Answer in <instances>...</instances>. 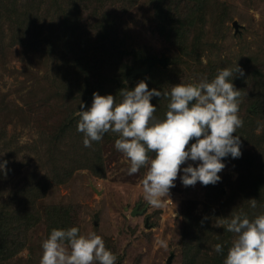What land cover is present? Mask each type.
<instances>
[{
    "label": "trees",
    "instance_id": "obj_1",
    "mask_svg": "<svg viewBox=\"0 0 264 264\" xmlns=\"http://www.w3.org/2000/svg\"><path fill=\"white\" fill-rule=\"evenodd\" d=\"M42 1L0 0V40L3 24L7 23L13 42L20 44L26 53L31 52L27 60L34 61L38 55L43 54L59 60L56 65L59 72L56 71L50 78V83L47 74H39L38 68H28L24 78L13 90H0V137L3 138L0 141V161H7L5 168L0 170V193L6 192L8 195L0 198V264L24 247L27 232L40 220L44 221L47 237L54 228L68 229L75 226L64 224L58 214L44 209L40 211L35 205L51 185L64 182L77 168L88 167L96 176L104 174L102 147L119 136L109 132L101 141L93 142L92 147H85L84 135L77 131L81 103L85 109L89 108L94 92L100 95L112 94L119 102V90L133 89L140 81L146 82L149 90H170L172 85L184 83L178 75L187 70L199 73L200 76L194 79L196 83L203 78L213 79L225 68L218 70L211 60L203 63L197 51L198 45L194 44V36L190 34V27L197 23L202 26V21H196L195 18L200 17L198 13L202 14L201 17L206 14L207 0H151L152 22L159 36L169 44L171 56H174L172 52L176 53L173 58L163 52L137 51L135 43L129 42L127 35L120 29L119 9L109 7L113 4L106 5L109 8L100 4L99 9L89 10L90 0H52L54 11L61 9V12L64 9L61 12L62 31L57 35V32L47 30L45 35L40 36L41 27L37 26L36 18ZM63 1L72 2L70 8L74 11H69V4L62 7ZM87 10L98 15L92 19L84 17ZM30 26L33 28L30 29ZM210 27H213V23H210ZM139 53L142 57L148 54L164 56L166 63L155 61L147 72L137 73L130 80L128 76L131 70L144 64L139 60ZM239 66L244 75L237 74L232 82L248 100L246 105H240L239 115L244 123L236 132L240 136L242 155L234 158V161L241 175L237 182L228 184L230 191L226 195L227 199L223 196L221 181L205 186V204H211L208 215L193 213L196 203L184 201L181 264H223L230 244L221 234L226 232L228 235L230 232L222 227L213 228L214 240L218 238L216 244L222 245L223 252H209L205 245L211 241L205 235L203 224L208 223L211 216L217 214L227 218L238 212L248 216L262 214L261 207L253 209L246 201L252 198L258 200L261 196L264 198V167L254 163L259 156L264 155V69ZM78 77L82 83L75 95L71 83ZM11 91H14L16 97L9 96ZM52 102L56 104L61 118L54 125L45 126L43 123L48 120L38 121V110ZM151 103L156 105L154 115L164 119L168 98L154 96ZM13 116L32 132L30 141L20 143L16 133L6 135V123ZM246 143H251L252 148H243ZM31 154L37 159L38 167L42 163L51 164L49 171L39 172V169L36 171L32 168L23 171L22 159ZM17 175L18 178H15ZM236 196L239 201L235 199Z\"/></svg>",
    "mask_w": 264,
    "mask_h": 264
},
{
    "label": "rangeland",
    "instance_id": "obj_2",
    "mask_svg": "<svg viewBox=\"0 0 264 264\" xmlns=\"http://www.w3.org/2000/svg\"><path fill=\"white\" fill-rule=\"evenodd\" d=\"M52 0H43L38 8L39 16L36 18L40 29V36L46 31L53 30L57 35L61 33V9L54 11ZM73 3L63 1L62 7ZM112 7L119 9L120 29L127 35L129 42L135 43L137 51L147 50L153 53L163 52L170 54L169 44L164 38L159 36L155 25L152 22L153 3L151 0H90L88 8L99 9ZM113 4L112 6H106ZM74 9L70 8L69 11ZM87 10L84 17L94 18L98 13ZM206 14L196 17V21H202V26L198 23L190 27L191 35L194 36V44L198 45L197 51L201 61L207 63L211 60L219 70L221 67H235L237 64L246 69H264V0H207L205 4ZM72 11V12H73ZM89 13V14H88ZM236 22V26L233 24ZM213 23V27H210ZM204 24V25H203ZM209 25V27H207ZM207 27L206 30L204 28ZM33 27L30 26V29ZM13 36L7 23L3 24L2 39L0 40V90H13L28 68H38L39 74H47L50 78L56 74L57 58H50L43 54L38 55L36 60H27L31 52L26 53L25 49L13 42ZM198 40V41H197ZM176 56L175 52H172ZM193 62V59L189 60ZM131 73V72H130ZM131 80L135 75L130 77ZM174 74H177L174 71ZM180 81L194 83L199 73H191L187 70L180 73ZM81 78L78 77L71 83V90L75 93L80 88ZM10 97H16L14 91L9 93ZM17 100V98H16ZM242 104L246 105V96L241 98ZM49 101V100H48ZM70 101V100H69ZM72 105V101H70ZM74 105V102H73ZM56 104L52 102L38 110V121L45 126H52L61 118L58 114ZM15 124V125H14ZM22 128V129H21ZM11 117V121L6 123V135L17 134L20 143L31 140L32 132ZM21 130V132H20ZM115 140L106 143L102 147V159L104 174L96 176L86 168H77L67 177L64 182L55 183L49 187L46 194L35 204L41 211L54 212L61 217V222L67 225H75L83 234L95 232L102 236L106 247L117 256V264H181L182 223L184 201H194L193 213L209 214L211 204H205V186L197 182L194 186H184L180 176L183 175V168L188 163L195 166L198 162L187 161L181 166L175 187L170 189L169 199H166L160 208H153L147 205L142 195V179L147 169L142 168L138 173L129 175L130 163L128 158L116 150ZM0 141L3 138L0 137ZM2 144L0 143V146ZM242 147V146H241ZM243 148L251 149L252 144H243ZM1 153V152H0ZM150 155L154 156L153 153ZM23 171L38 170L49 171L51 164H39L33 154L22 159ZM223 162L226 167L219 173L222 182L223 196L229 193L228 184L237 182L240 172L234 158L228 156ZM260 167H264V155L259 156L255 161ZM258 167V165H256ZM32 168V169H31ZM20 175V174H18ZM18 175L15 178H18ZM94 187H93V186ZM247 188V187H246ZM2 193V195H1ZM0 198L7 197L6 192H1ZM225 198L223 200H225ZM227 199V198H226ZM235 199L239 201V197ZM245 202V200H244ZM249 201L247 200L246 203ZM235 204V203H234ZM243 204V203H242ZM232 205V204H231ZM233 206V205H232ZM261 207L264 214V198H258L256 209ZM135 214H131V210ZM259 213H261L259 211ZM257 216V215H256ZM255 216H249L254 218ZM222 215L215 214L211 220L204 222L205 235L209 236L211 242H206L205 247L209 252L215 249L216 240L212 232L217 220L222 219ZM210 224V227L208 226ZM225 236L229 244L233 237L232 233ZM219 236V234H217ZM47 238L45 224L40 220L26 234V243L20 251L4 261L3 264H39L42 248L41 243ZM164 240L167 247H162L158 241ZM208 252V254H210Z\"/></svg>",
    "mask_w": 264,
    "mask_h": 264
},
{
    "label": "clouds",
    "instance_id": "obj_3",
    "mask_svg": "<svg viewBox=\"0 0 264 264\" xmlns=\"http://www.w3.org/2000/svg\"><path fill=\"white\" fill-rule=\"evenodd\" d=\"M237 74L244 75L238 64L223 68L211 80L179 83L164 91L149 90L147 83L140 81L133 89L119 90V102L112 94L94 92L89 108L80 104L77 131L83 133L85 147H92L106 133L118 134L115 148L128 158V174L147 169L142 179L143 199L148 206L160 208L187 161L198 163L183 168L182 184L208 186L221 180L224 158L242 155L236 132L244 123L239 115L244 93L232 82ZM154 96L169 100L164 119L154 115ZM6 164L0 161V170ZM249 205L255 209L257 200L249 199ZM214 226L233 234L223 264H264V214L249 218L238 212L217 220ZM158 243L167 247L164 240ZM41 248L40 264H117V256L102 236L83 234L76 226L52 229ZM214 250L222 253L223 247L217 243Z\"/></svg>",
    "mask_w": 264,
    "mask_h": 264
},
{
    "label": "water",
    "instance_id": "obj_4",
    "mask_svg": "<svg viewBox=\"0 0 264 264\" xmlns=\"http://www.w3.org/2000/svg\"><path fill=\"white\" fill-rule=\"evenodd\" d=\"M233 24L236 26V22L235 21H233ZM139 60L141 62H143L144 64L142 66L136 67L133 70H131L130 77L135 75V74H137V73L147 72L149 70L151 64H153L155 61L166 63V59H165L164 56L154 57V56L149 55V54L142 57L141 54L139 53ZM131 214H135V210L134 209L131 210Z\"/></svg>",
    "mask_w": 264,
    "mask_h": 264
}]
</instances>
